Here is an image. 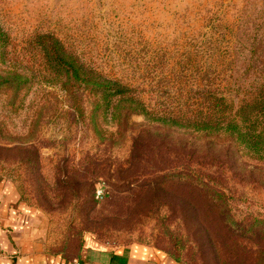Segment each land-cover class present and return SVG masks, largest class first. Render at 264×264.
Here are the masks:
<instances>
[{"label": "rangeland", "instance_id": "1", "mask_svg": "<svg viewBox=\"0 0 264 264\" xmlns=\"http://www.w3.org/2000/svg\"><path fill=\"white\" fill-rule=\"evenodd\" d=\"M0 25V192L36 210L43 252L81 258L94 235L149 243L179 264H264V144L190 124L210 114V92L230 97L233 77L264 63V0H0ZM42 34L134 99L69 81ZM141 131L163 134L148 150L155 169L187 148L193 172L139 166ZM190 175L225 202L207 204Z\"/></svg>", "mask_w": 264, "mask_h": 264}, {"label": "trees", "instance_id": "2", "mask_svg": "<svg viewBox=\"0 0 264 264\" xmlns=\"http://www.w3.org/2000/svg\"><path fill=\"white\" fill-rule=\"evenodd\" d=\"M6 36L5 31L0 25V43ZM38 44L43 47L48 62L64 71L70 80H79L81 84L87 87H92L97 99L108 98L117 96L118 101L133 100L134 98L129 95L131 89L120 81H112L102 77L100 73L93 69H87L85 64L79 57L70 53L61 40L52 34H42L38 36ZM247 70V69H246ZM252 74L246 78L233 77V88H230V97L223 93L210 92L209 99H216V104L210 103V114L205 115L204 118L193 117L190 124L197 129H209L207 126H214L216 129H221L232 135H235L237 140L243 142H251L253 146L264 144V63L249 67ZM245 71V70H244ZM248 77H251L248 78ZM230 81V80H229ZM67 82V81H66ZM65 82V83H66ZM236 101V102H235ZM215 103V102H214ZM140 104L128 105L124 107L125 111L120 114L132 113L141 111L138 109ZM117 113V118L120 116ZM209 118V119H208ZM211 118H214L212 121ZM206 119L208 121H206ZM204 121L203 123H201ZM215 122V125H212ZM205 125H201L204 124ZM162 137V133L156 136H151L145 131L139 132L138 136L134 139L131 157L135 159L139 166L142 168H151L149 149L154 150V146L158 145L157 141H152L153 137ZM167 136V135H166ZM187 148L181 153V157L169 153L168 156L172 158L170 165L155 169L152 166V173H185L193 172L192 170V157L196 156L195 153L187 152ZM264 151V150H263ZM162 155L158 154L154 157L156 160ZM153 160V159H152ZM146 161L148 163H146ZM191 179V180H190ZM189 185L198 189L200 194H205L207 197V204L215 202H225L226 198L224 193H216L213 191V184L205 177L190 175L188 178ZM225 205V204H224ZM225 208V206H224ZM221 215V214H220ZM224 216V215H221ZM226 229L231 233L233 223H230L225 216ZM81 258H74L70 261Z\"/></svg>", "mask_w": 264, "mask_h": 264}, {"label": "crops", "instance_id": "3", "mask_svg": "<svg viewBox=\"0 0 264 264\" xmlns=\"http://www.w3.org/2000/svg\"><path fill=\"white\" fill-rule=\"evenodd\" d=\"M12 191L0 192V264H72L43 252L34 208L15 205ZM85 264H179L145 242L106 243L87 235L81 252Z\"/></svg>", "mask_w": 264, "mask_h": 264}, {"label": "built area", "instance_id": "4", "mask_svg": "<svg viewBox=\"0 0 264 264\" xmlns=\"http://www.w3.org/2000/svg\"><path fill=\"white\" fill-rule=\"evenodd\" d=\"M72 264H85L81 259H75L72 261Z\"/></svg>", "mask_w": 264, "mask_h": 264}]
</instances>
